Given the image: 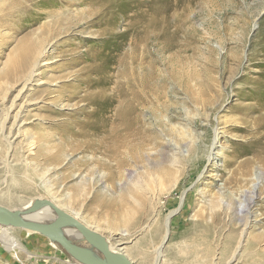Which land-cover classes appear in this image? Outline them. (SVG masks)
<instances>
[{"label":"rangeland","instance_id":"374dc122","mask_svg":"<svg viewBox=\"0 0 264 264\" xmlns=\"http://www.w3.org/2000/svg\"><path fill=\"white\" fill-rule=\"evenodd\" d=\"M86 1L69 9L72 36L48 48L49 63L39 67L46 83L24 94L39 102L24 104L18 127H11L14 119L7 112L22 87L9 78L15 49L56 21L45 7L62 10L52 0H0V195L13 174L3 165L9 131L21 130L12 138L13 165L31 140L37 143L33 154L25 155L32 185L16 190L14 204L3 206L20 210L36 199H54L62 211L109 238L133 264H155L154 249L163 241L169 216L160 264H187L191 252L213 264H264V0ZM99 4L108 12L101 25H77L87 17L85 5ZM106 20L119 33L137 22L158 27L143 55L145 68L138 70L158 90L140 113L141 161L126 157L125 167L118 168L107 156L81 151H65L61 163L52 161L59 156L58 134L65 133L55 127L67 114L75 119L73 103L52 100L60 86L83 87L75 78L85 65L81 59L71 65L74 56L66 51L69 45H79L80 51L95 46ZM120 74L121 67H115L113 81L119 82ZM1 227L0 264H72L47 236L25 230L11 233L12 244L18 240L33 256L17 247L15 255L3 244Z\"/></svg>","mask_w":264,"mask_h":264},{"label":"bare ground","instance_id":"6f19581e","mask_svg":"<svg viewBox=\"0 0 264 264\" xmlns=\"http://www.w3.org/2000/svg\"><path fill=\"white\" fill-rule=\"evenodd\" d=\"M77 1L78 0H67L65 2V5H60L59 7L60 2L63 4V0H52L53 4H55V8H59L58 11H62H51L47 7H45L43 9V12L49 13L50 18L55 17L56 21L52 23L55 24V26L51 23L48 25L45 24L43 26L45 32L43 31L42 35H30L29 38H27L16 47L15 54L13 55V69L9 78L14 82V84L20 83L22 87L18 91L15 100L11 102V106L7 112L8 116L10 115V117L14 119L13 125L11 127H13L14 125L15 127H18V122H20L24 104L28 103V105H32L33 103L37 104L39 102V100L36 103L32 102L35 98L31 97L28 99L27 95L28 93L34 92L35 89L40 85L46 83L44 81L41 82V73L39 72V67L41 63L44 66L48 65L49 63L48 60L49 56L52 55V51L50 52L48 48H57V46H55L57 42L60 43L61 39L72 36V34L69 32L72 31L75 25L73 24V22H71V17L69 16V18L68 14L70 12L69 9L79 4L77 3ZM86 2H89V0H87ZM85 6L89 9V12H87L86 15L87 17H82L80 21L77 22V25H80L82 21V23L85 22L87 25L93 24L97 26L96 24L101 25V22H103V20L107 18L108 12L105 10L107 8H104V10L100 8L102 4L94 5L93 7L89 5ZM77 15L78 14H76V16ZM105 22L107 27L105 26V30H103L102 28L103 31L100 32L98 36V40L100 42H98L95 46H90L86 50L80 51L79 45H69L68 50L66 51L67 54L74 56V59L71 60V65L76 66L81 62L85 65L80 69L78 78L74 77L75 80H78L82 83L83 87L80 89L76 88V86L74 85H69L65 89H63L60 86V95H56L57 98L55 97L54 100H52L53 104L56 103L58 98L59 102L64 100L69 104L73 103V109L71 111L72 115L75 117V119H71L70 114H67V119L60 122L59 125L55 127L56 130L59 128L65 129V133L58 134V141H60V143L56 146V149H59V156L53 157L52 161L59 159V163H61L63 161L61 159V156L62 153H65V151H71L73 153L79 151L83 153L88 152L93 154L100 153L104 156L109 157L111 161H115L118 168H122L123 166L125 167L126 163L123 158L126 157H128V159L131 160V162L134 164H137L141 161L140 150L143 147L142 139L144 133L141 128L140 113L141 109L147 106L149 99H157L158 90L149 79H143L142 76L138 73V70L141 72V70L145 68L143 55L146 54V46L148 45L149 39L153 35H155V37L157 36L158 27H156V23L143 24L141 22H137L133 24L132 28L128 29L127 33H119L117 32L116 25H111V23L107 22V20ZM129 32H132V35L130 37L132 43L129 49H127L126 45L129 39ZM95 47L101 48L102 50L100 52H97L96 50H94ZM53 52L55 51L53 50ZM62 53H65V51ZM79 59H81L82 61L80 60L81 62H79ZM115 67H121V74L117 77L119 82L113 81V71ZM146 69H150V66L147 65ZM151 75L152 72H150V77H152ZM59 83L61 84V82ZM111 84H113L114 87L111 86ZM52 86L54 85H51V87ZM109 91L113 92L115 96L110 95ZM25 93H27V95H24ZM80 93L84 94L82 96H79ZM61 96L63 97L60 98ZM80 103H84L82 107L79 106ZM16 130H18V132L21 131L20 128H16ZM18 132L15 133L17 134L16 136H18ZM14 135L9 131V134L5 138L7 153L5 156V160L3 161V165L13 174L9 188L6 192L1 193L0 195V205L2 204L1 206H3V204H14V202L17 200L16 195H14L15 191L28 189L34 181V179L31 178V175L33 173H29V169L31 168V166L27 162V158L25 155L27 153H29L30 155L31 153L33 154V148L35 144H37L35 142V138L34 140H31L32 142L30 143L29 147H27V153L23 154L17 160L19 164L16 163V165H13L11 164V161H9V155L10 152L14 150L13 148L11 151L13 145L12 138H14ZM47 137L42 138L47 139ZM45 142L47 143V141ZM262 162H264V158ZM245 164H247V162H245ZM16 174H20V176L16 177ZM253 192L254 191H252L251 194ZM247 196L249 195H246V202L248 200ZM250 198V200H253L252 195H250ZM36 200L27 203L19 211H26L33 206V203ZM40 200L44 201L47 199L42 198ZM53 200L49 201L53 202ZM182 201L183 198L181 202ZM242 202L243 201H240V204H244L245 201L243 203ZM182 204L179 205V208L182 207ZM55 205L62 211L63 207L60 204L59 206L57 204ZM179 208L175 210V212H177ZM62 212L65 213L64 211ZM175 212H173L172 214H174ZM22 218L31 222L49 224L57 218V213L49 205H40L34 213ZM170 218L171 216H169L166 220V233L163 241L154 249L155 264H160L163 250L166 247L165 245H167L166 242L168 241L170 234ZM78 219L79 218H77V220ZM85 224L86 226L90 227L89 224ZM0 226H2V242L9 251L17 255L19 253L15 248L17 247L19 251L28 254L29 258L33 256V254L29 253L18 240L14 242L15 247L13 246L11 233H14V231L21 232L23 230L30 231L31 233L36 232L28 229L11 227L9 225L2 224ZM125 226H130L129 222L128 224L126 223ZM56 233L75 243V245H77L87 254L91 261H102L103 256L101 252L95 246L85 241L72 224L65 223L59 226ZM104 238L110 245L112 251L116 253L122 252L125 254V252L121 250V248H117L116 246H114L110 242L109 238ZM49 239L51 243H56L57 245H59V247H61L59 243L51 238ZM61 248L69 255L70 262L72 264H85L81 260L71 255L63 247ZM193 253L194 252L190 253L191 258L190 261L187 262V264H208L207 262H205V260H207L208 262L211 261L207 258L200 261L196 258L198 255L194 256ZM185 258H187V256ZM213 262H210L209 264H213Z\"/></svg>","mask_w":264,"mask_h":264},{"label":"water","instance_id":"95a60500","mask_svg":"<svg viewBox=\"0 0 264 264\" xmlns=\"http://www.w3.org/2000/svg\"><path fill=\"white\" fill-rule=\"evenodd\" d=\"M40 205L51 206L57 213V218L49 224L31 222L22 218L34 213ZM65 223L72 224L85 241L95 246L101 252L103 256L101 262L91 261L87 254L81 248L75 245V243L56 233L57 228ZM2 224L15 228L28 229L33 232L48 236L59 243L61 247L67 250L71 255L81 260L85 264H133L124 253H116L112 251L110 245L103 236L99 235L96 231L89 228L75 217L63 213L59 207L49 200L41 201L38 199L33 203V206L26 211H12L0 205V225Z\"/></svg>","mask_w":264,"mask_h":264}]
</instances>
